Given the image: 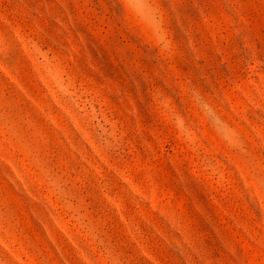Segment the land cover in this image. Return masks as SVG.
<instances>
[{
  "label": "rangeland",
  "instance_id": "rangeland-1",
  "mask_svg": "<svg viewBox=\"0 0 264 264\" xmlns=\"http://www.w3.org/2000/svg\"><path fill=\"white\" fill-rule=\"evenodd\" d=\"M0 264H264V0H0Z\"/></svg>",
  "mask_w": 264,
  "mask_h": 264
}]
</instances>
